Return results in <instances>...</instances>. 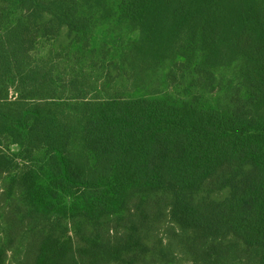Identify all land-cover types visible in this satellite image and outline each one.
Returning <instances> with one entry per match:
<instances>
[{
	"label": "trees",
	"instance_id": "16d2710c",
	"mask_svg": "<svg viewBox=\"0 0 264 264\" xmlns=\"http://www.w3.org/2000/svg\"><path fill=\"white\" fill-rule=\"evenodd\" d=\"M0 264H264V0H0Z\"/></svg>",
	"mask_w": 264,
	"mask_h": 264
},
{
	"label": "rangeland",
	"instance_id": "374dc122",
	"mask_svg": "<svg viewBox=\"0 0 264 264\" xmlns=\"http://www.w3.org/2000/svg\"><path fill=\"white\" fill-rule=\"evenodd\" d=\"M225 74L228 75V76H230V75H231V72H225ZM214 79H215V78H212V81H213V82H214ZM217 91H218V88H217V89L214 88V89L212 90V93H216ZM218 92H219V91H218ZM218 92H217V93H218ZM213 98H214V97H212L211 94L206 95V96H203V97L200 96V100L203 101L204 104H205V102H206L205 105L208 106V107H209V106H215V105H216L215 100H214Z\"/></svg>",
	"mask_w": 264,
	"mask_h": 264
}]
</instances>
